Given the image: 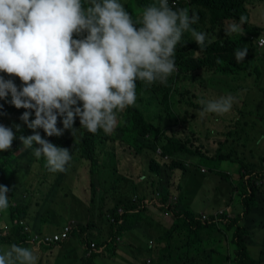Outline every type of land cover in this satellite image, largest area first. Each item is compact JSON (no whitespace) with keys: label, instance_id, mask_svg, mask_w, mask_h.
Here are the masks:
<instances>
[{"label":"clouds","instance_id":"9594fccd","mask_svg":"<svg viewBox=\"0 0 264 264\" xmlns=\"http://www.w3.org/2000/svg\"><path fill=\"white\" fill-rule=\"evenodd\" d=\"M258 1L248 7L247 15H241L239 22L228 24L224 29L226 35L242 36L244 34L242 25L245 22L264 26V23L253 20L254 7H260L259 9L264 11V0ZM182 2L185 4L180 6ZM188 2L189 0H154L143 8L136 19H133L121 0H0V73H2L0 75V153L5 154L14 150L15 147L11 149L14 145L13 141L17 138L16 133L21 130L19 124L8 126L10 114H7L5 101L10 95L11 99L7 102L16 109L26 110L19 119L33 131L32 135L19 137L22 148L25 149L21 152L32 149L30 153L33 158L43 157L51 173L66 172L72 155L69 149L42 138L37 129H42L47 137H59L63 135L64 130H70L73 137L81 129L91 134H97L101 130L106 135L114 134L120 140L117 143L122 145V151L118 158L128 159L132 157L131 153L137 154L136 144L128 139L127 132L117 128L124 118L126 108L134 106L138 109L142 107L143 110L146 109L144 105L146 96L139 89L136 90L137 84L151 87L155 83H167L168 78L177 71L176 46L181 42L185 32H190L192 40L197 45L206 46L207 33L198 29L199 15L192 7L186 6ZM248 39L256 43L259 52L264 47V43L259 44L260 40H264V35L257 37L248 35ZM247 51V47L235 51L237 63L244 60ZM215 73H206V76ZM5 74L8 76L7 79ZM234 74L235 72L226 73L225 78L230 81V76ZM15 77L21 82L19 87L14 82ZM174 87L172 85V88ZM199 87L202 90L204 85L198 83L195 87L194 91L199 95L197 98L193 97L188 103H180L175 110L178 121L174 129L179 132V136H184L182 132L189 128L185 125L189 118L198 121V124H195L197 133L199 129L201 131L207 128L205 136L210 137L209 134L214 131L212 139L223 137L226 134L223 133L224 130L226 128L229 130L231 128L229 125L238 118L247 121L250 119V123H257L256 113L250 114L249 118L242 117V102L233 94L217 89L202 92ZM190 102L198 105L195 113H189ZM31 113H34V119L30 120ZM162 115H166L164 110ZM220 115H224L229 121L222 123ZM77 117L79 129L73 127ZM214 117L217 122L214 121ZM58 122L62 127L57 126ZM214 124L216 126L212 127ZM219 129L223 131L221 134ZM166 130L170 133V128ZM200 135L204 137L203 134ZM147 137L148 134L145 135V138ZM34 144L39 147H33ZM155 153L162 155L164 160L172 158L180 160L186 167L194 164L191 157L163 153L160 145L156 146ZM258 157L259 163H253L252 168L260 172L262 186L264 160L262 161L261 157H264V149L260 150ZM145 158L144 155L141 160ZM140 161L135 158L136 163ZM145 163L140 165L137 171H133L131 176H127L130 181L141 183L150 179L148 174L141 171ZM10 165L7 166L6 172H11ZM203 169L202 167L201 170ZM14 170L16 169L12 172ZM237 170L238 178L243 173L244 179L250 176L239 165ZM223 172L230 174L228 171ZM56 175L58 174L52 176ZM219 179L224 181L221 177ZM222 185L229 184L225 182ZM215 188L211 187L212 190ZM9 191L7 186L0 185V213L7 212L11 205L10 200L14 198L13 195H7ZM158 192L150 195L147 201L151 211L160 213L165 219L167 216L170 217V214L167 210H159L160 207L155 200ZM70 199L76 210L73 212L76 218L71 219L74 225L78 220L88 225L89 232L98 231V236L101 234L102 236L90 239L86 246L88 249L85 247L83 250L75 241L68 239L64 231L44 235L37 231L31 235L30 245L36 244L39 248V244L42 243L58 242L60 245L57 244L51 250L56 248V253L61 255L69 248H73V244L76 247L74 249L78 251L74 257H68L73 261H77L78 258L83 261V256L89 257L93 253L98 254L96 260L111 258L112 256L105 253L107 240L105 234L108 231H105L103 226L113 223L115 217L122 221L125 209L118 205L114 212H111L114 215L108 210L109 212H103L99 218L92 219L88 216V205L82 197L70 195ZM111 199L114 198L111 196ZM175 199L172 198L173 201ZM226 209L228 210L227 206L212 212L192 210L202 220H219L224 217V213L227 219L232 216L230 213L227 214ZM166 221L170 222L171 218ZM20 223L25 224L23 221ZM25 228L30 229L29 226ZM69 228L70 225L65 227V229ZM224 238L226 240L223 242L226 244L228 239L223 236ZM116 240H119V237ZM120 242L123 246L118 247L124 250L125 242L122 240ZM147 245L148 247L153 245L152 238L147 240ZM70 254L72 256L73 253ZM151 259L150 256L146 258V260ZM38 262L39 256L34 248L13 243L0 249V264H38Z\"/></svg>","mask_w":264,"mask_h":264},{"label":"trees","instance_id":"16d2710c","mask_svg":"<svg viewBox=\"0 0 264 264\" xmlns=\"http://www.w3.org/2000/svg\"><path fill=\"white\" fill-rule=\"evenodd\" d=\"M121 2L133 19H136L143 8L153 3L154 0H121ZM258 2V0H189L186 6L192 7L199 15L198 29L207 33L206 46L197 45L192 40L190 32H185L181 42L176 46L175 63L177 71L168 78L166 84L155 83L151 87L143 84L144 86L139 88L140 92L146 96L144 101L146 109L143 110V107L138 109L134 106L129 109L126 108L124 118L117 127L118 130L127 132L128 139L136 144L137 154L135 152L131 153L132 157L128 159L118 158L115 154L113 148L120 140L114 134L106 135L101 130L97 134H91L81 129L75 137L72 136L70 130H64L63 135L59 137H47L42 129H37L36 131L39 132L42 138L59 147L69 149L72 155V160L67 165L66 172H49L43 157L33 158L30 153L32 149H27L26 152H21L25 149H19L22 145L19 137L21 135H32L33 131L27 128L19 119L20 115L26 110L23 108L16 109L8 103L7 101L11 99L9 95L5 101L7 114H10L8 126L19 124L21 130L16 133L17 138L13 141L14 145L11 149L15 147L14 150L7 151L5 154L0 153V185L7 186L10 189L7 195H13L16 200L15 202L12 198L7 212L1 213L3 216L8 215V221H3L0 214V249L13 243L27 247L30 245L31 235L37 231L42 235L64 231L67 233V238L75 241L83 250L88 246L90 239L97 237L98 231L89 232L88 225H84L78 220H76L77 224L74 225L71 221L72 218H76V214H73L76 210L70 201V195L81 196L79 193L74 195V188H72L75 180L74 172L72 176L68 177L71 180L68 179L66 186L60 188L56 193L53 204H49L45 211L41 209L32 211L31 207H27V201L29 200L27 196L28 187L22 189L26 179L29 185L36 184L32 181L40 173L46 175L41 174L44 178L41 180L42 183H54L57 186L55 180L59 174L62 177V175H66L69 171L72 172L77 167L83 169L84 161H88V168H90L92 176L96 174L94 176L102 191H106V187L118 185L111 194L114 199L112 200L113 206L109 211L110 213L114 212L118 205L122 206L125 209L123 219L119 221V218L115 217L116 220L104 228H107V231L111 234L109 242H115L117 237L121 239L126 230L131 237L135 238L136 242L132 244L130 254L127 253L130 255V260H132L131 264H145L146 258L149 256L152 258V264H215V255H222L226 250L221 253L212 245L214 242L221 240L218 238L219 236L226 237L227 235L231 237L228 242L235 243V247L233 253L224 254L226 259L223 264H264V242L250 244L260 246L254 256L249 255L247 248L248 241H254L253 237L257 236L258 230H264V190L261 188L264 184L261 186L260 178L262 176L259 175L260 172L257 169L252 168V161L246 160L244 149L240 151L238 148L240 134L236 132L235 123L238 124L241 119L238 118L232 122L229 125L231 128L226 134L217 139L205 136L208 131L207 128H203L201 131L199 129L197 133L195 125L191 131L190 128L183 131L184 136H179V132L174 129L178 121V114H175L176 108L180 103H188L193 97L197 98L199 96L189 87V83L183 82L184 80L194 81L206 76V73L222 72L226 74L235 71L245 72L250 76L253 74L259 79L258 67L260 64H255V61L260 58V52L256 47V43L248 39V35L254 37L264 35V26L245 22L242 25L244 30L242 36L239 34L226 35L224 32L228 24L239 22L241 15H247L248 7ZM183 4L185 2L180 3V6ZM243 47L248 48L247 55L242 62L237 63L234 55L235 51ZM4 76L6 79L8 78L6 74ZM13 79L19 87L21 83L19 78L15 77ZM177 80L179 81L177 84L181 87L178 89L176 87L172 88V83H176ZM156 86L159 87L162 93L159 96V101L165 102L163 110L166 112L165 116L160 115L159 112L158 123H154L148 117L149 109L153 106L157 107L158 104L151 97V94L156 93ZM245 88L251 89L248 86ZM31 119H34V113L30 114ZM248 121L250 122V119ZM248 121L242 119L243 127L246 126ZM57 126L62 127V124L58 122ZM73 127L80 128L78 117L75 118ZM243 127L240 128V131ZM168 128H170V133L166 130ZM13 130L15 131V129ZM199 133L203 134L204 137ZM146 134H148L147 138H145ZM248 140L252 141L254 146L257 144L256 139L252 137ZM158 145L161 146L163 153L171 154V156L191 157L194 164L186 167L182 161L175 158L164 160L162 155L155 153V148ZM241 146L244 148L245 143H242ZM33 147H39V145L34 144ZM253 150V148H249L251 154H253ZM237 151H240L241 156ZM144 155L146 158L143 161L135 162L136 157L141 159ZM224 159L238 163L239 167L250 176L244 179L243 173L242 176H239L237 184L234 185L229 182V185L221 184L215 189L221 190L222 204L213 208L210 212L227 206V214L232 215L230 218L227 219L224 213V217L219 220H202L190 207L197 192L193 195L195 189L190 194L185 193L183 187L188 180L185 175L194 177L196 171L201 175L210 172L209 177H200L202 183L210 177L215 178V175L227 181L231 177L230 174L223 172L221 176L215 166L208 167L196 161H221ZM261 160L263 161L264 157H261ZM9 161H13L14 165H10ZM144 163L145 165L141 171L148 174L147 176L150 179L141 183H133L127 176H131L132 172L137 171L140 165ZM8 165L12 167V170H16L6 172ZM202 167L203 170H201ZM20 172L22 173L19 174ZM54 174L58 175L53 178L49 177V175ZM13 176L16 181L12 179ZM200 181H197L198 187L201 184ZM91 189L94 191L96 189L92 180ZM156 191H159L155 197L160 207L159 210L169 212L170 222L166 221L160 213L152 212L149 208L148 197L154 195ZM260 195L263 196L260 197ZM173 197L176 198L174 201L172 200ZM56 204H58L56 210L63 209L68 212L69 220L59 226L57 230L46 229L42 233L40 226L37 228L35 222L42 221L47 225V228H50L54 224L55 218L49 217V214L53 215ZM20 221L25 224H21ZM30 221L33 224L32 227ZM69 225L70 228L65 229ZM26 226H29L30 229L25 228ZM223 226L225 230H223ZM5 227H7V230H5ZM150 238L153 240V245L148 247L147 240ZM263 239L264 236L260 238L261 241ZM122 241L125 242V240ZM57 244L60 245L58 242L55 244H39L38 250L36 249L39 256L38 264H47L45 261L44 263L41 262L43 253L41 250L50 251ZM118 246L113 244L105 249V253L112 256L111 258L104 257L97 260V253H93L89 257L83 256V261H80L79 258L77 261H73L65 256V253H62L60 256H63V259L59 264H110L117 259L116 249ZM257 261L258 263H256ZM51 262L49 264H54V260Z\"/></svg>","mask_w":264,"mask_h":264},{"label":"rangeland","instance_id":"374dc122","mask_svg":"<svg viewBox=\"0 0 264 264\" xmlns=\"http://www.w3.org/2000/svg\"><path fill=\"white\" fill-rule=\"evenodd\" d=\"M260 7H254L252 9L253 12V20L255 22H261L264 23V11H262V9H259ZM255 64H260V66L258 67V71H259V79H257L255 77V75H251V77H249L248 75H246L245 73L241 72H237L235 71L234 76H230V81L228 79L225 78V74L223 73H215L212 76H202L201 78H198L194 81H187L184 80L183 82L185 83H189V87L193 90H195V87L198 85L199 82H201L202 85H204V87L201 90V87H199V90H201L202 92H209V89H217L220 90L222 92L228 93V94H233L237 99L241 100V110L243 109V115L242 117L244 118H249L250 114H255L257 116V123H250L249 121L247 122L246 126H244V123L242 122V118L239 121L238 124L235 123V127H236V132H239L240 134V139L238 140V148L240 149V151L242 149H244V153H245V158L247 161H252V163H259V153L261 149H264V128H262L261 126H264V47H262L260 49V58L258 60L255 61ZM179 81H176L175 83H172L173 86L176 87V89L180 88L181 86L179 84H177ZM142 86V84H137V89L138 90L140 87ZM251 87V89H246L245 87ZM162 93L159 89L158 86H156V93L155 94H151V97H153L155 99L156 102H158L157 107L153 106L149 109L148 112V117L154 122V123H158L159 121V112L160 115H162L163 109H164V105L165 102H160L159 101V96H161ZM138 103V102H137ZM172 106V105H171ZM190 110L189 113H195L196 109H197V104L194 102H190ZM172 108H174V106H172ZM238 110H240V107H238ZM260 119V120H259ZM183 120V119H182ZM214 121L217 122V119L214 117ZM220 121L222 123H227L229 121V119H227L224 115H220ZM205 122V121H204ZM195 124H198V121L195 118H189V120L185 123V125H187L190 128V131L193 129V126ZM216 124H214L212 127H215ZM223 127V126H222ZM242 128V131H240V128ZM234 129V128H233ZM220 130V129H219ZM228 131V129L226 128L224 130V132L222 130L219 131V134L226 133ZM261 132V133H259ZM214 131H212L209 135L211 138L214 137ZM250 137H252L253 139L257 140V144L254 146L252 144V141L248 140ZM242 143H245V147L243 148L241 145ZM23 146H20V150H22ZM217 148V147H216ZM249 148H253L254 152L253 154H251L249 152ZM113 150L115 151V154L120 157L121 151H122V145L120 143L115 144V147L113 148ZM240 151H237V153L241 156ZM137 161H140L141 159L136 157ZM144 160V159H143ZM141 160V161H143ZM140 161V162H141ZM198 163L203 164L205 166L208 167H216L217 170L219 171V174L222 176L223 171H228L230 172V176L229 180H225L223 178L224 181H221L219 179V177H216L217 175H215V178L210 177L208 178V180H205L204 183H202L200 181V177L202 178L204 176V178H207L211 175L210 172L205 173V174H200L199 172L196 171L195 176H190L189 175H185V177L188 179L184 188V191L186 194H190V192H193V190L196 189L195 192H193V195L197 192L195 198H194V202L191 205V208L196 210V211H210L213 208L219 206L222 204V193L221 190H215L218 186L222 184H224L225 182L229 183L232 182V184H237L238 183V163L233 162L229 159H224L221 161H208V160H196ZM9 163L13 164V161H9ZM88 161H84V165H83V169L77 167L75 168L72 172L69 171L66 175H62L59 174L56 177L55 182L57 183V186L53 184H48V183H38L41 180H43V176L41 174L44 175V173H40V175L33 179L32 182L36 183L33 185H29L27 182V179H23L25 180V184L22 185V189L27 188L28 190V201H27V207H31L32 211H35L36 209H41L43 211H45V209L47 208V206L49 204H53V201L56 197V193L60 190V188H64L66 186V184L68 183V179L71 180L70 176L73 175L74 172V183L72 188H74V195H77L78 193L81 195L80 197L83 198V200L85 201V203H87L88 205V216L92 219H97L101 216V214L103 212H107V210L111 209L113 206V201L111 199V194L113 192L114 189H116L118 187L117 184L114 185V187H106V191H102L97 179L95 178L94 174L92 176V173L90 171V168H88ZM123 167V166H122ZM89 170H88V169ZM101 169V167H100ZM105 171V170H103ZM123 172H125L122 169ZM232 172V173H231ZM22 172H20L19 174H21ZM46 176V175H44ZM49 177L53 178L54 176L49 175ZM13 180L16 181V179L14 178V176L12 177ZM129 179V178H128ZM37 180V181H36ZM91 180L94 183V186H96L95 191L91 189ZM200 181L201 184L197 185V181ZM264 184V182L262 183ZM216 187L214 190L211 189ZM264 190V185L261 187ZM72 195V194H71ZM264 195V194H263ZM263 195H260V197H262ZM26 196V197H27ZM25 197V198H26ZM58 197V196H57ZM263 200V199H262ZM14 201L16 202L15 198ZM70 201L73 203V201L70 199ZM58 204L55 205V210L53 211V215L49 214V217L51 218H55L54 220V224H52V226H50V228H47V225L45 223H43L42 221H37L35 222V224H37V228L40 226L41 228V232L43 233L44 230L49 229V230H57L59 226H61L64 222H67L69 220V216H68V212L64 211L63 209H57ZM49 211V210H47ZM42 212V211H40ZM39 212V213H40ZM1 214V213H0ZM3 221H8V215L5 214L3 216V214H1ZM32 218H37V217H32ZM166 220H170V217L167 216L165 218ZM251 224V222H250ZM30 225L31 227L33 226V224L30 221ZM103 227H106V225H104ZM32 229V228H31ZM105 231L107 230V228H103ZM223 230H225V227L223 226ZM110 232H107L105 234V238L107 239V241H105V246L106 248H109L111 245L115 244V245H122V242H120L121 240H125V249L123 250L122 247H118L116 249V253H117V261H113L110 264H131L132 260H130V255H128V251L130 250L131 246L133 243L136 242L135 238L131 237L128 233V231L126 230L124 235L121 237V239L119 238V240H116L115 242H109V237H110ZM264 236V230H258L257 232V236L253 237L254 241H248V253L250 256H254L257 253V250L260 248V246H255L250 245L252 243H263L264 239L261 241L260 238ZM227 239H230L231 237L229 235L226 236ZM221 240H218L217 242H214V244L212 245V247H214L217 251L219 252H223L224 250H226L227 252H232L233 253V248L235 247V243L233 242H227L226 244H224L223 242V237H218ZM73 248H69L66 253L65 256L67 257H74L76 255V253L78 252L77 250H75L74 248H76L73 244H72ZM27 247H31L34 249L38 250V247L36 244L29 245ZM81 247V246H80ZM86 249H88L86 247ZM42 251V250H41ZM42 261L44 263L47 262V264H49L51 261L54 260V264H59L60 261L63 259V257H61L60 255H58L56 253V248H54L51 251H42ZM56 253V254H55ZM70 253H73L72 256ZM60 254V253H59ZM234 256V255H232ZM225 257L224 255H220V254H216L215 255V260L214 263L215 264H223L225 261ZM52 263V262H51ZM258 263V261L256 262ZM63 264V263H61ZM64 264H68V263H64ZM145 264H152L151 260H146ZM235 264V263H232Z\"/></svg>","mask_w":264,"mask_h":264},{"label":"built area","instance_id":"2783aa9c","mask_svg":"<svg viewBox=\"0 0 264 264\" xmlns=\"http://www.w3.org/2000/svg\"><path fill=\"white\" fill-rule=\"evenodd\" d=\"M264 43V40H260L259 41V44L261 45V44H263Z\"/></svg>","mask_w":264,"mask_h":264},{"label":"crops","instance_id":"0c3cea01","mask_svg":"<svg viewBox=\"0 0 264 264\" xmlns=\"http://www.w3.org/2000/svg\"><path fill=\"white\" fill-rule=\"evenodd\" d=\"M259 133H261V132H259Z\"/></svg>","mask_w":264,"mask_h":264}]
</instances>
